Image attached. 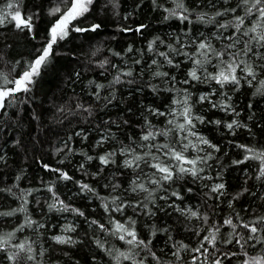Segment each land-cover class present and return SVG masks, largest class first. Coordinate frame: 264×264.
Here are the masks:
<instances>
[{"label": "trees", "instance_id": "16d2710c", "mask_svg": "<svg viewBox=\"0 0 264 264\" xmlns=\"http://www.w3.org/2000/svg\"><path fill=\"white\" fill-rule=\"evenodd\" d=\"M7 2L0 0V11H6ZM64 2L70 0H21L20 10L33 16L34 29L32 33L21 32L7 22L0 26V72L14 79L40 54L38 50L47 43L49 29L58 19L50 10ZM183 2L190 11L178 8L177 0H94L91 10L71 24L101 27L95 32L70 29L69 36L54 46L51 62L35 78L31 91L16 94L12 106L0 110V236L8 239L0 251V264H16L7 256L17 253L18 243L32 248L30 253H19L21 264H131L122 257L117 260L121 252L132 253L137 264L141 260L143 264H193L194 256H199L196 264H205V256L191 249L199 247L203 236L216 228L220 230V251L212 255L214 250L205 242L209 248L207 264L215 258L223 264H242L245 259L264 255V242L257 243L256 239L248 241L244 250L234 243H222L232 231L223 223L225 219L231 217L240 225L264 217V179H257L261 161L233 163L244 160L245 155L264 152V85L260 83L264 73L258 67L256 79L250 84L248 77L242 78L239 85L221 88L206 79L208 73H216L215 65L220 64L212 54L208 58L211 62L197 69L201 80H191L189 72L196 67L193 59L204 60L193 56L200 41L210 43L215 50H224L231 42L226 37L234 29L225 30L219 24L228 23L234 14H214L236 7L239 0ZM172 11L177 15L172 16ZM181 13L192 23L178 19ZM201 13L207 14L205 22H197ZM235 15H244L242 8H237ZM141 25V31H135ZM160 53H165L167 59ZM254 60L257 65L264 63ZM126 72L132 75H124ZM156 72L168 75L155 76ZM117 76L120 83L114 82ZM130 80L133 83H128ZM185 80L189 83H183ZM202 95L208 98L200 101ZM186 96L190 97L192 114L205 121L194 120V129L219 150L208 146L199 155L205 157L197 164L202 168L199 173H207L208 177L184 175L161 186L152 185L149 181L156 177L150 166L141 162L140 168H126L123 161L149 151L164 159L162 152L145 147L149 142L141 136L149 128H171L169 120L182 122V118L170 113L181 106L174 101H183ZM225 104L229 105L227 112L223 110ZM217 120L221 121L219 125L210 123ZM233 120L246 127L234 129L233 134L225 127ZM175 137L173 132L151 143H173L179 149ZM240 145L253 151L248 153ZM125 147L135 152L122 155ZM112 152L116 153V163L102 165L98 157ZM185 154L192 158L189 152ZM209 154L211 158H207ZM89 156L93 159L89 160ZM146 159L149 164L156 162L151 157ZM61 172L71 179H63ZM137 177L151 196L149 192L131 191L130 182ZM220 183L225 184L224 195L211 191ZM84 184L91 190L84 189ZM53 204L55 207L50 208ZM117 207L123 210L117 211ZM188 207L197 209L198 216L181 211ZM64 218L76 224L72 244L53 240ZM118 222L134 228L139 239L151 241L149 248L158 260L148 249L128 245L130 237L116 231ZM237 231L248 234L242 227ZM120 235H125L124 241ZM257 236L264 238V233ZM181 243L188 249L181 248ZM177 249L180 259L173 255ZM225 252L238 254L225 258ZM28 255L35 259L27 260Z\"/></svg>", "mask_w": 264, "mask_h": 264}, {"label": "snow or ice", "instance_id": "6c2138e0", "mask_svg": "<svg viewBox=\"0 0 264 264\" xmlns=\"http://www.w3.org/2000/svg\"><path fill=\"white\" fill-rule=\"evenodd\" d=\"M94 0H71L70 7H67L65 11L59 16V18L52 24L51 28L48 32V39L47 43L43 47L42 50H38L40 54L35 57L34 60H32L28 67L23 70L16 78L9 79L8 75L0 72V80H2V84H0V110H4L6 107L12 106L13 99L16 98V94L18 93H29L31 91V85H34L36 80V77H39L41 75V72L43 70H46L49 63L51 62V58L54 55V46L58 45V42L65 40L69 36V26L70 24L77 20L79 17H82L85 15V13L89 12V6L92 5ZM225 3L228 2V0H224ZM21 0H9V2L6 3L5 9L6 11H0V26L5 25V23H12L14 25V28L18 31H25L27 30L28 33H32L34 29L33 24V16L28 15L25 13H22L21 8ZM177 7L180 9H183L184 12L190 11L184 4L183 0H177ZM237 8H242L244 15H235ZM194 11V9L192 10ZM60 8H55L51 14L55 15L56 13H60ZM229 12L233 13V19L230 20L228 23H221L219 24L220 28H223L227 30L228 28H233L234 32L231 33L226 39L231 41L228 43L224 50H215L213 46L202 40L196 45V49L193 53V56H199L203 57L204 60L202 61L199 58L193 59V64L196 66L189 72V77L193 81H200L201 77L197 74L198 68H203L204 63H210L211 61L208 59L210 55L214 54L219 60L220 64L215 65L217 71L215 74L208 73L206 79H210L212 81H215L217 85H220L221 88H223L225 85L231 84V85H239L241 82V79H247L248 77L251 78V80H247V82L250 84L252 80L256 79L257 76V68L259 67L261 72L264 73V63L257 65L255 63V59H259L261 61H264V52L260 51L261 49H264V0H239V3L236 7L233 8H226L223 11L217 10L214 14L215 17H223L226 16ZM172 16H176V12L172 11ZM206 13H201L197 16V22H205ZM167 19V17H166ZM178 19H180L182 22L185 20H189V17L187 15H184L181 13L178 16ZM214 19V18H213ZM246 21L248 23V27L245 28ZM212 22V21H207ZM189 23H192L191 20H189ZM101 27L100 24H94L90 28H80V27H73L71 30L75 32H84V31H92L95 32ZM144 27V25L139 26L135 31L139 32ZM131 29H125V31H130ZM236 33H239V36L235 35ZM241 37H246L247 39H241ZM239 45V47H238ZM152 44H149V48L151 49ZM171 47V46H169ZM131 51V48L129 49ZM173 51H177L173 48ZM59 54V53H55ZM161 56H165L167 59V56L165 53H160ZM244 56L248 59H241L240 57ZM2 58V57H0ZM167 62L169 64H172V60L168 59ZM18 63V62H17ZM155 64L156 61H153ZM239 73V74H238ZM126 76H131V72L123 73ZM242 74V75H240ZM167 73H160L156 72L155 76H167ZM115 83H120V77L117 76ZM128 83H133V81H128ZM183 83L188 84L189 80L183 81ZM262 85H264V81L260 82ZM11 84L12 87H8L7 85ZM98 87H103L102 85ZM215 94V93H213ZM264 94V93H262ZM190 97L186 96L183 101H174V103H179L181 105L182 110L178 113V116L182 118V122H174L173 120H169L167 123L169 125H172L171 128L167 129H160V130H152L149 128L148 131H146L142 136L141 139L145 142H149L145 147L152 150L155 149L156 152H162V155L164 157L163 160H161L159 157L154 155L151 151L145 152L143 155H133L132 159H125L123 161V166L126 168H140L141 162L144 163V165L150 166L153 169L152 176L156 177L154 179H150L149 183L152 185H158L161 186L164 182H171L175 178H183L184 175H191L193 178H204L199 176V172L202 171V169L197 168V164L204 161L205 157H201L199 155L190 158L185 153L189 149H194L197 152L202 151L203 149L197 148V145L192 143L191 141H188L189 136H196L199 140L200 144L208 145L209 147L216 148L218 151L219 149L210 143L209 140L202 136H198V134L194 131H192L193 128H195V124L193 123L194 120L198 121L199 123H204V118L201 116H194L192 114V108L188 103ZM207 96H200L199 100L204 101L207 99ZM7 101V103H6ZM216 104H213V107H216ZM223 110L228 111L229 105L225 104L223 105ZM173 116H177V113L175 111L170 113ZM159 115H164V113H159ZM126 123V122H125ZM210 123H215L219 125L221 121H210ZM227 129L233 132L235 134L234 129L239 127H246V125H243L237 120H233L225 125ZM173 132H176V137L174 140L175 144H180L179 149H177L173 143H162V144H155L151 143L152 141H155L157 137L163 136L165 138L169 137V135ZM183 134V135H181ZM182 141H188L187 143H182ZM239 147L244 148L246 152L251 153L253 150L251 148H248L247 146L240 145ZM134 148L125 147L121 149V154H130L134 153ZM116 155L115 152L108 153L107 155L99 156L98 159L102 165L107 166L110 163H116V161L113 159V157ZM146 157H151L152 160H155V163L149 164V160L146 159ZM3 157H0L2 159ZM207 158H211L210 154ZM89 160H92L93 157L89 156ZM249 159H258L261 161L260 165V173L257 179H264V152L260 153L259 155H245L244 160L240 161H233L234 164H240L244 163L245 161ZM185 165H190V167H185ZM48 166L45 165V168ZM53 171H59L58 169H53ZM61 177L65 180L71 179L67 175V173L61 172ZM137 179H134L130 182V187L132 192L142 191V192H149V189L146 188L144 183H138ZM84 189H89V186L87 184L82 185ZM225 189V184L220 183L212 186L211 191L215 193H219L220 195H224V192L222 190ZM51 191V189H49ZM190 191V190H189ZM173 196H176L178 199L180 198L178 193L173 192ZM149 196H151V192H149ZM163 198V197H161ZM26 202V201H25ZM114 202V201H113ZM130 206V205H126ZM231 202L229 203V207H231ZM51 207H55V205H50ZM66 207V206H65ZM107 208V205H105ZM146 207V205H145ZM20 211H25L24 208L19 209ZM117 211H122L123 208L117 207ZM182 211V210H181ZM8 215H12L13 213H7ZM80 215H83V213H80ZM192 217H197L198 212L191 211ZM237 218H239L237 214ZM208 217L205 216L204 220L207 222ZM131 221V224L134 225L135 221H132L131 218H129ZM28 223H32L31 221H28ZM95 223V221H93ZM225 225L229 226L232 231L228 233L229 238L222 241V243L226 245L235 244L238 245L241 250L245 249V245L248 243V241H252L253 239H256L257 243L264 242V238L258 237V233H264V217H259L255 221H252L250 223H241L240 225H237L234 223L233 219L231 217L227 218L223 222ZM103 228V225H101ZM242 227L243 229L247 230V236H244L243 234L238 233V228ZM23 228V225L21 226V229ZM17 229V231L21 230ZM116 231L126 233L127 237H130V239L126 240V243L128 245L134 246L136 248H144L148 249V252L152 255L154 259L158 258L155 256L154 252H151V249L149 248V244L151 241L145 242L142 239H139L137 236V232L134 228L126 227L124 224L117 223L116 224ZM166 231V229L164 230ZM219 228H216L214 232L209 233L208 235L203 236L202 241L200 242V246L194 249H191L193 252L200 253L201 255L205 256V264H207V258L209 254V248L205 247V242L207 245L211 246V248L214 250L212 255L215 254V252H219L220 249L217 247V241H218V233ZM155 231H153L152 235H155ZM199 235V233H196ZM11 236V234H9ZM55 241L59 244H65L69 243V240H65L61 236L54 237ZM119 239L124 241L125 235H120ZM243 241V242H242ZM8 243V239H6L3 236H0V251L4 250L3 245ZM183 249H188V245H183L181 243L180 245ZM15 248L17 249V253L8 255L7 259L10 261H15L16 264H21V259L19 257L20 252H24L27 250V252H32L31 246H28L26 249V245L24 243H18L15 245ZM203 250V251H202ZM180 249H177L176 252L173 253L177 257V259H180L179 255ZM238 253L236 252H225L223 253L225 258H230L231 256H235ZM245 255L247 253L245 252ZM122 257L124 260H130L131 264H137L134 255L132 253H124L121 252L119 254V257H117V260ZM27 260H33L35 259L34 256L28 255L26 257ZM199 259V256L193 257V264H196V261ZM140 264H143V260H141ZM211 264H223V261L220 258H215L211 261ZM242 264H264V255H261L259 257L253 256L248 259H245L242 261Z\"/></svg>", "mask_w": 264, "mask_h": 264}, {"label": "rangeland", "instance_id": "374dc122", "mask_svg": "<svg viewBox=\"0 0 264 264\" xmlns=\"http://www.w3.org/2000/svg\"><path fill=\"white\" fill-rule=\"evenodd\" d=\"M94 3V2H93ZM71 5V0L70 2H64L62 5H57V6H54L50 11L52 12L55 8H60L61 9V12L60 13H56L58 15V18L59 16L65 11V9L67 7H70ZM92 8V5L89 6V11L91 10ZM80 18V17H79ZM78 18V19H79ZM73 27H77V26H74L72 24H70L69 26V32H70V29H72ZM219 40H221V38L219 37ZM182 110L181 106H178L176 107L175 109V112L177 113V116H178V113ZM192 131L196 132L198 134V136H202L204 137L197 129H192ZM183 135V134H181ZM205 138V137H204ZM188 141H191L192 143L196 144L197 145V148L199 149H203L202 151H199L197 152L196 150L194 149H189L187 152H189L191 154V156H197V155H200V153L206 149L205 147H208V145H203V144H200L199 140L197 139L196 136H189L188 137ZM188 141H182V143H187ZM180 145V144H179ZM186 167H190V165H186ZM198 168V167H197ZM199 169H202V168H199ZM207 174V173H206ZM206 174H200L199 173V176L200 177H208V175L206 176ZM182 211H184V213L188 214V216H191V211H196L197 212V209H192V208H185L183 209ZM192 217V216H191ZM60 228L58 230V232L56 234L53 235V240L55 241L54 237L56 236H61L63 237L65 240H69L70 242L69 243H65V244H72L75 242L76 238H75V228H76V224H74V222L71 220V219H66L64 218L60 224H59Z\"/></svg>", "mask_w": 264, "mask_h": 264}, {"label": "bare ground", "instance_id": "6f19581e", "mask_svg": "<svg viewBox=\"0 0 264 264\" xmlns=\"http://www.w3.org/2000/svg\"><path fill=\"white\" fill-rule=\"evenodd\" d=\"M163 156V155H162Z\"/></svg>", "mask_w": 264, "mask_h": 264}]
</instances>
